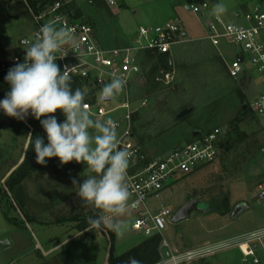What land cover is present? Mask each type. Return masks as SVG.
Returning <instances> with one entry per match:
<instances>
[{"label":"rangeland","instance_id":"1","mask_svg":"<svg viewBox=\"0 0 264 264\" xmlns=\"http://www.w3.org/2000/svg\"><path fill=\"white\" fill-rule=\"evenodd\" d=\"M128 1L130 8L123 7L121 0H114L113 5H109L106 0H77L72 9L79 21L93 23L96 27V42L100 48L105 49L115 47L116 40L123 38L129 45L131 40L137 39L140 26H152L166 21L181 23L189 35H204L197 16L186 10L183 1ZM28 9L24 0H0V44L5 40L20 49L24 40H34L33 33L37 31L38 25L34 15L28 14ZM171 50L172 54L165 55L164 59L151 53L137 55L136 63L140 67V74L130 78L117 100L99 103L101 107H96L91 101V97L96 98L101 87L86 81L82 89L88 90L85 102L92 107L90 115L94 119L111 118L113 121H121L126 114L125 109H118L110 114L107 112L124 104L127 97L129 111L133 114V132L147 159L163 157L216 128L224 131L215 161L194 173L178 174L168 182L170 196L165 205L169 206L172 217L182 206L194 200L199 201L207 211L223 212L229 210L231 195L239 197L244 194L243 197L257 199V185L264 183V130L256 121L251 108L254 91L250 76L238 80L228 77L225 64H230L235 59L234 47L222 44L217 49L224 61L218 56L217 50L201 38L187 39ZM92 92L94 95H91ZM185 110H188V115L181 117L180 114ZM62 117L66 119L64 114ZM23 122L33 135V128ZM13 139L20 146L24 141L27 144L23 162L32 144V137L29 135H18L8 128L0 129V262L102 264L110 251V245L113 249L115 247L116 252L113 253L117 254L128 249L130 251L147 241L132 232L131 214L128 211L118 219L124 224V234L135 237L132 240L134 247L131 249L127 247L130 246L129 240L122 241V236L113 239V231L106 226L87 231V218L99 210L84 204L76 195L77 189L72 184L73 178L82 183L91 174L83 163L61 165L59 162L45 165L31 172L13 191L10 190L7 181L15 172L11 170L12 165L17 163L20 153L22 154L17 143L12 145L10 140ZM22 197L27 199V203L35 205L33 209L36 211L41 205V212L37 211L39 215L24 213L20 203ZM257 204H254L255 213L261 212L264 206L262 202ZM154 205L159 206V203L155 202ZM19 211L25 218V223L28 222V216L40 219L45 227H40L35 222L25 224ZM6 214L12 222H23L22 227L8 223ZM223 223L228 227L220 231ZM244 229L245 223L241 227L240 224L231 222L230 218L221 220L209 212L193 211L181 223L173 224L171 219V224L167 225L160 240L165 239L170 250L178 254L189 249H201V245L206 242H218L212 246L220 244V241L226 243L235 239L225 240L226 238ZM210 231L212 232L209 234ZM72 234L76 236L70 237ZM131 236L128 238L133 239ZM62 242L68 244L61 247V255L51 257L53 255L44 252L47 257L39 258L38 251L41 248L46 250V247ZM213 254L215 253L191 264H211ZM225 257L234 260V264H246L244 261L240 262L243 258L237 252H223L214 259L218 261ZM249 261L252 262L253 259L250 258Z\"/></svg>","mask_w":264,"mask_h":264},{"label":"built area","instance_id":"2","mask_svg":"<svg viewBox=\"0 0 264 264\" xmlns=\"http://www.w3.org/2000/svg\"><path fill=\"white\" fill-rule=\"evenodd\" d=\"M74 0H54L52 5L43 13L34 15L38 29L46 23H52L57 27L67 26L72 30L73 43L63 46L55 53L56 63L61 71L67 65L71 68L72 80H83L101 86V81L108 82L111 74H115L126 80L140 73V67L136 63V56L142 51H151L161 54L170 52L171 48L184 41L182 38V26L180 24H165L156 27H139L138 37L132 43L123 48H100L95 39V30L87 21H78L70 17L68 10ZM109 5L114 0H107ZM191 12L197 17L202 16L203 10L208 8L206 3L190 5ZM35 33V32H34ZM264 12L256 11L244 16V23H227L219 17L206 24V40L214 47L228 44L239 51V56L227 65L228 76L232 80H238L250 75V70L257 77L261 89L251 104L253 113L264 130ZM34 36V35H33ZM68 52L63 58L64 53ZM26 53L12 56L0 61V71L8 72L16 63L25 60ZM249 64L250 66H247ZM97 104V103H96ZM88 105V111L92 107ZM96 107H101L99 104ZM114 109V110H113ZM107 112H115L125 109L126 114L121 121H115L119 145L121 149H127L133 153L127 170V183L130 190L128 210L134 216L131 230L145 238L162 236L167 225L171 224L172 214L170 208L165 205L169 195L168 182L178 174L187 175L195 172L205 164L212 163L218 156L219 143L223 139L224 131L216 128L190 144L181 146L169 154L154 159H147L138 145L133 132V120L129 111V102L115 107ZM258 197L264 201V183L257 185ZM155 202L159 206L154 205ZM263 230L235 238L226 243L205 248L187 250L174 253L170 250L165 239L161 241V249L165 251L162 259L154 264H191L202 259L212 252L238 246L245 260L254 257V262L259 264L256 258L258 249L264 251V236H254ZM245 247V249H243ZM214 255V254H213Z\"/></svg>","mask_w":264,"mask_h":264},{"label":"clouds","instance_id":"3","mask_svg":"<svg viewBox=\"0 0 264 264\" xmlns=\"http://www.w3.org/2000/svg\"><path fill=\"white\" fill-rule=\"evenodd\" d=\"M215 7L224 10L222 5ZM73 40L72 30L67 26L43 24L34 33V40L26 44L24 62L16 63L5 76L10 90L0 100V109L17 120H25L31 114L40 122L48 142L45 144L41 136L34 138L36 163L46 165L47 159L58 157L61 165L72 161L87 165L91 174L82 183L72 179L81 201L99 210L87 218V231L106 226L117 236H123L124 224L118 218L128 210L131 193L127 170L133 153L118 147L115 121L92 118L85 102L88 90H73L71 68L65 65L61 71L55 62V53ZM101 83L97 103L117 100L127 82L113 73L110 81ZM57 110L66 117L62 123L54 115ZM28 135L33 137L31 133ZM253 235L264 236V232ZM126 264L141 262L130 257Z\"/></svg>","mask_w":264,"mask_h":264},{"label":"crops","instance_id":"4","mask_svg":"<svg viewBox=\"0 0 264 264\" xmlns=\"http://www.w3.org/2000/svg\"><path fill=\"white\" fill-rule=\"evenodd\" d=\"M25 1L26 0H24V2ZM76 1L77 0H74V2L72 3V5L70 6V9L68 11L72 13V15H69L70 17H72L75 20H78V18H76L77 17L76 12L74 11V9H72L73 7H75ZM180 1H183L186 4V6H185L186 7V10H188L189 12H191V10L189 8L190 5H201V4H204V3H206L208 5V8L206 10H203L202 16L197 17V20L199 22L198 23L199 26L201 27V29L203 28V30H204V35H202L200 37H195V36L189 35L188 32L185 30V28L182 26L181 23H174V22H170V21H166V22H163V23L155 24V25H152V26H147V25H145V26H147V27H156V26H162V25H165V24H168V23H171V24H180L182 26V38L184 39V41L187 40V39H190V40L194 39V40H196L198 38H201L203 40H206L205 39L206 38V24H207V22L213 20L215 17H219V18H221L222 20H224L227 23L241 24V23H244V16H245V14L251 13V12H256V11L264 12V0H180ZM121 4L125 8H130L131 7L128 0H121ZM217 5H222L224 7V10L221 11L219 8H216L215 6H217ZM27 12H28V10H27ZM29 13H30V11L28 12V14ZM87 22L94 28L95 35H96V27L93 25V23H91L89 21H87ZM140 27H142V26H140ZM191 31H192V33H195L193 30H191ZM33 35H34V33H33ZM262 39L264 41V33L262 35ZM1 40L2 39L0 38V42H1ZM132 41L133 40H131V42H129V45L132 43ZM2 42L3 43L0 44V61L3 60V59H6L7 57L10 58L12 56H17V55H21V54L26 53L25 50H24L26 44L28 43L26 40L23 41L22 47L20 49H17V47L14 44L9 43V42H6L5 40L2 41ZM129 45H128V42L126 43V40H124V38H123V39L118 40V41L116 40L115 47H112L111 46V47H106V48H108V49L120 48V47L123 48V47H127ZM226 45H228V44H226ZM214 49L217 50L218 48H214ZM233 51H234V58L236 59L237 56H239V51L235 47H234V50ZM143 53L144 54L151 53V54H156V55H171L172 54V50H170V52L165 53V54H161V53H157V52H151V51H142L138 55H141ZM217 54H218V56L221 59H223L222 54L219 53L218 50H217ZM223 61H224V59H223ZM225 65L227 66L228 64H225ZM226 70H227V67H226ZM249 73H250V75H249L250 76V80L252 81V82L251 81L250 82L253 85L251 88L254 91V93H253V95H254L253 96V101H254V99L257 97L258 93L260 92V89H261L260 87L261 86H259L260 83H259L257 77L255 76V74H253V72L251 70H250ZM252 75H254V76H252ZM135 76H137V75H135ZM135 76H131V77H135ZM246 76H248V75H246ZM244 78H245V76L242 77V79H244ZM98 87L100 88V87H102V85L101 86H98ZM127 101L129 102L128 98L126 97V102ZM95 102L97 103L96 98H95ZM96 103L94 105L99 104V103H97V104ZM254 117H255L256 121L258 122V124L260 125V123L257 120L255 114H254ZM198 137H201V136L199 135ZM197 138H195L194 141ZM10 141H11L12 145H14L15 143H17L16 140H14V139L13 140H10ZM18 141H19V139H18ZM17 145H18L17 148L18 147L20 148V151H22V154L20 153L19 157L17 156L18 157V159H17V163L18 164L15 163L14 165H12L13 168L11 170H14V171H16L17 170L16 167L20 166L21 163L23 162V158H24V156L26 154V151H27V144L25 143V141L21 144V146L18 143H17ZM262 152H263V155H264V149H262ZM205 165H203L202 167H204ZM202 167H200L199 169H201ZM192 173H194V172H192ZM169 192H170V190H169ZM243 196H244V194L240 195L239 197H237V196H234L233 197L231 195L230 196V199H229V208H228L229 210L228 211H223V212L207 211L206 209H203L202 208L203 205H201L199 201L194 200L195 202H197V206H196V209L194 211L201 212V213L209 212L210 214L217 216L221 220H226V219L230 218L231 219V222L238 223V224H240L241 227H242V224L245 223V229H244V231L241 230L239 233H236L232 237H228L225 240L232 239V238H238V237L244 236L246 234H250V233L255 232V231L263 230L264 229V206H262L263 210L261 212L255 213L254 204L261 203V202L264 203V201H261L259 199V197L258 198L256 197L257 199H253V198L249 199L247 196H245V197H243ZM20 203H22V206H23L22 208L25 211L24 212L25 214L28 213L31 216V214L39 215L38 213L41 212V205L38 206V208H37L38 213H37V211L33 209L35 205L33 206L30 202L27 203V199L25 197L20 198ZM239 204H245V207H243L242 210L237 214V216L233 218L232 217V213H233L234 209ZM16 207H17V205H16ZM36 207H37V205H36ZM128 212L131 214V221H132L134 214L131 211H128ZM19 213H20V211H19ZM20 214H21V217L23 218L24 223H25V218L22 216V213H20ZM33 222H35L40 227H45L43 225L44 222L41 221L40 219L34 218V221ZM27 223H25V224H27ZM227 227H228V225H226L225 223H223L222 224V227H220L219 229H220V231H223V229H225ZM211 232L212 231H210L208 233L210 234ZM77 235H79V234H77ZM137 235L139 237L141 236L139 234H137ZM75 236H76L75 234H72L70 237L73 238ZM129 236H131V235H125L124 234L121 237V240L122 241H124L125 239L129 240L128 243L130 244V246L127 245V247H129L131 249V247H134L132 245L133 244L132 243V240H135V237L134 236L133 237L131 236L133 239H130V238H128ZM141 237L144 238L145 240H149L150 239V238H145L143 236H141ZM115 238L117 239V235L116 234H115ZM136 238H138V237H136ZM222 242L223 241H220L219 243H222ZM263 242H264V239H263ZM217 243L218 242L213 243V244H209V243L206 242L205 244L201 245V248L202 247H207V246H212V245H215ZM67 244H68L67 242H62L61 244L59 243V244H56V245H54L52 247H49V248L46 247V250H43L41 248L38 251V253H39L38 256H39V258L40 257H42V258L47 257V256H45L46 254L44 252H48V254L53 255L51 257H54V255L57 257L58 255H61L60 252L63 251V250H60L61 247L62 246H65ZM3 245H4V241H3ZM115 250L116 249L114 247V252H116ZM189 250H193V249H189ZM40 251H42V252H40ZM128 251H129V249L126 250V251L117 253V254L115 253L114 255L115 256H121V255L127 253ZM185 251H187V250H185ZM110 252H111V245H110V251H108V254H106L105 261L102 264H108V259H109V256H110ZM158 252H159V255L161 253L162 256L165 254V252L161 249V243H160V247L158 249ZM181 252H183V251H181ZM223 252H227V253L237 252L243 258V259H241L240 262L244 261V263H246V264H251L253 262V264H256L254 262V260H255L254 257H250L251 259H253L252 262L249 261L250 258H247L245 260L244 255L242 253V250L238 246H233V247H230V248L221 250V251L215 253L212 256L216 257L218 254L223 253ZM41 253H42L43 256L41 255ZM161 257H160V259H161ZM214 257L211 258V264H234V260H229L228 257H225V258H223L221 260H218V261H216V258L214 259ZM256 258L259 260V264H264V251L258 249V251L256 252ZM48 259H50V257ZM4 263H5V260H3V261L0 262V264H4ZM72 263L73 264H76L75 262H72ZM195 264H197V262H195Z\"/></svg>","mask_w":264,"mask_h":264},{"label":"trees","instance_id":"5","mask_svg":"<svg viewBox=\"0 0 264 264\" xmlns=\"http://www.w3.org/2000/svg\"><path fill=\"white\" fill-rule=\"evenodd\" d=\"M26 2L28 4L29 9L33 11L35 15H39L43 13L47 8H49L54 2V0H26ZM160 57L164 59L166 56L160 55ZM6 75H7V72L0 71V100H3L5 98L6 93L10 90V86L5 80ZM84 83H87V82L83 80H72V89L75 90L76 88H82ZM91 95H94V93L92 92ZM91 101L94 104L96 103L95 98L93 96L91 97ZM61 113L62 112L60 110H57V112L54 114L57 117L58 123H62L65 121V119L62 117L63 114ZM43 118L44 117H42V119ZM23 121L28 123L33 128L32 144L30 145V148L27 152V156L24 162L20 165V167L15 172H13L11 178H9V180L7 181V185L9 189L12 191L19 185V183H21L26 178H28L31 172L37 171L41 167L45 166V165L36 163V153L33 148V140L36 136L43 137L45 144H47L48 142L47 135L44 129L42 128L40 122L36 120L35 117H33L31 114H29L25 120H17L15 118L6 116L3 110L0 109V129L8 128L10 129V131L14 132L15 134L28 135L29 129L26 126H24ZM59 162L60 161L58 157H53L51 159H47L46 165L55 164ZM72 162H75V161H72ZM5 218L12 225H15L18 227H22L23 225V222L21 224L18 222H12V220L9 218L7 214ZM26 219L28 222L34 221V219H31L28 216L26 217ZM111 237L113 239L115 238L114 232L111 233ZM160 242H161L160 236H155L121 256H115L113 253L114 249L111 247L108 264H126V262L129 260L130 257H134L136 260L140 261L141 264H154L160 260V255L158 252Z\"/></svg>","mask_w":264,"mask_h":264},{"label":"water","instance_id":"6","mask_svg":"<svg viewBox=\"0 0 264 264\" xmlns=\"http://www.w3.org/2000/svg\"><path fill=\"white\" fill-rule=\"evenodd\" d=\"M188 110L183 111L180 116L185 117L188 115ZM197 202H191L188 204H185L182 206L172 217V223L173 224H178L180 222H183L187 220L190 217V214L196 209ZM245 207V204H239L233 211L232 217H236L237 214L242 210V208Z\"/></svg>","mask_w":264,"mask_h":264},{"label":"bare ground","instance_id":"7","mask_svg":"<svg viewBox=\"0 0 264 264\" xmlns=\"http://www.w3.org/2000/svg\"><path fill=\"white\" fill-rule=\"evenodd\" d=\"M244 249H245V247H244Z\"/></svg>","mask_w":264,"mask_h":264}]
</instances>
